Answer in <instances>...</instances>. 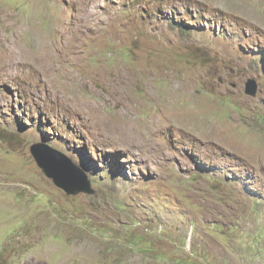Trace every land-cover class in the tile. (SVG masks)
Listing matches in <instances>:
<instances>
[{
  "label": "rangeland",
  "instance_id": "rangeland-1",
  "mask_svg": "<svg viewBox=\"0 0 264 264\" xmlns=\"http://www.w3.org/2000/svg\"><path fill=\"white\" fill-rule=\"evenodd\" d=\"M0 264H264V0H0Z\"/></svg>",
  "mask_w": 264,
  "mask_h": 264
},
{
  "label": "water",
  "instance_id": "water-1",
  "mask_svg": "<svg viewBox=\"0 0 264 264\" xmlns=\"http://www.w3.org/2000/svg\"><path fill=\"white\" fill-rule=\"evenodd\" d=\"M256 90V80L248 78L245 83V92L255 95ZM29 150L41 170L67 194L78 192L92 194L94 192L89 181L86 180L83 170L78 168L64 153L42 142L31 144Z\"/></svg>",
  "mask_w": 264,
  "mask_h": 264
},
{
  "label": "bare ground",
  "instance_id": "bare-ground-1",
  "mask_svg": "<svg viewBox=\"0 0 264 264\" xmlns=\"http://www.w3.org/2000/svg\"><path fill=\"white\" fill-rule=\"evenodd\" d=\"M115 129V128H114Z\"/></svg>",
  "mask_w": 264,
  "mask_h": 264
}]
</instances>
